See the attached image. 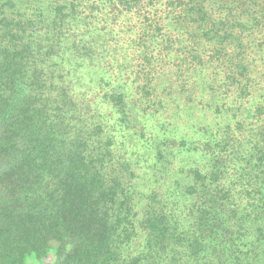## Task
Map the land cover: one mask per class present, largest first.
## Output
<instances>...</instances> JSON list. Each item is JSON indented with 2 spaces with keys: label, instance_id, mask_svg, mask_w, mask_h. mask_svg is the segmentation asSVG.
Returning a JSON list of instances; mask_svg holds the SVG:
<instances>
[{
  "label": "trees",
  "instance_id": "16d2710c",
  "mask_svg": "<svg viewBox=\"0 0 264 264\" xmlns=\"http://www.w3.org/2000/svg\"><path fill=\"white\" fill-rule=\"evenodd\" d=\"M0 264H264V0H0Z\"/></svg>",
  "mask_w": 264,
  "mask_h": 264
},
{
  "label": "rangeland",
  "instance_id": "374dc122",
  "mask_svg": "<svg viewBox=\"0 0 264 264\" xmlns=\"http://www.w3.org/2000/svg\"><path fill=\"white\" fill-rule=\"evenodd\" d=\"M52 261V259H49V260H47V261H45V262H51Z\"/></svg>",
  "mask_w": 264,
  "mask_h": 264
}]
</instances>
